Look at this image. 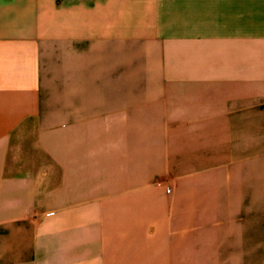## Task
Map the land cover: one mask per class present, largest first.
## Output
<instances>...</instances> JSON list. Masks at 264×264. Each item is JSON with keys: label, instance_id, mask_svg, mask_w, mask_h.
Listing matches in <instances>:
<instances>
[{"label": "crops", "instance_id": "obj_1", "mask_svg": "<svg viewBox=\"0 0 264 264\" xmlns=\"http://www.w3.org/2000/svg\"><path fill=\"white\" fill-rule=\"evenodd\" d=\"M0 264H264V0H0Z\"/></svg>", "mask_w": 264, "mask_h": 264}]
</instances>
